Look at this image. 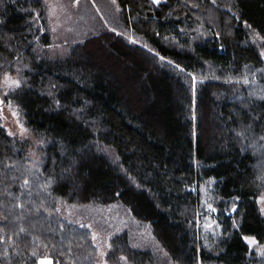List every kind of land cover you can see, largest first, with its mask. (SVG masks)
Listing matches in <instances>:
<instances>
[{"label":"trees","instance_id":"trees-1","mask_svg":"<svg viewBox=\"0 0 264 264\" xmlns=\"http://www.w3.org/2000/svg\"><path fill=\"white\" fill-rule=\"evenodd\" d=\"M117 3L146 45L103 30L48 57L44 1L0 0V53L39 137L29 150L0 122V264H100L90 226L61 206L112 203L149 224L167 259L124 229L108 264H264L244 239L264 245V58L249 36L264 47V0ZM190 73L205 78L195 90ZM209 188L215 239L202 232Z\"/></svg>","mask_w":264,"mask_h":264},{"label":"rangeland","instance_id":"rangeland-1","mask_svg":"<svg viewBox=\"0 0 264 264\" xmlns=\"http://www.w3.org/2000/svg\"><path fill=\"white\" fill-rule=\"evenodd\" d=\"M50 27V43L44 47L48 57H62L72 45L78 40L103 30H112L123 36L128 42L146 45L133 32L130 26L121 20L120 8L117 0H43ZM159 3L164 0H152ZM219 1V0H214ZM221 1V0H220ZM227 8V7H226ZM250 39L259 45L264 58V47L260 44L262 38L256 33L249 31ZM193 89L205 80L203 76L190 73ZM240 85L246 84V79H237ZM21 85L20 71L17 64L0 53V122L10 134L29 143V150L39 143V137L26 124L21 106L15 94ZM246 86V85H245ZM111 151V150H110ZM210 186V185H207ZM202 196L203 230L207 237L215 239L220 231V225L215 216V198L209 189H204ZM260 212L264 216V190L257 198ZM61 206L66 215L74 216L78 221H85L92 230L94 241L99 247L100 264H108L105 256L111 247L110 240L118 232L127 229L131 235L132 243L137 247L148 248L165 261L167 255L159 242L154 237L148 223L133 219L127 208L117 203L107 205L89 206ZM236 205H231L234 210ZM249 248L258 254L264 251V245L259 243L253 236L244 237ZM41 261L46 264H55L48 256L42 257ZM169 264H175L168 260Z\"/></svg>","mask_w":264,"mask_h":264},{"label":"snow or ice","instance_id":"snow-or-ice-1","mask_svg":"<svg viewBox=\"0 0 264 264\" xmlns=\"http://www.w3.org/2000/svg\"><path fill=\"white\" fill-rule=\"evenodd\" d=\"M41 264H46V262L45 261H41ZM48 264H50V262H48Z\"/></svg>","mask_w":264,"mask_h":264}]
</instances>
